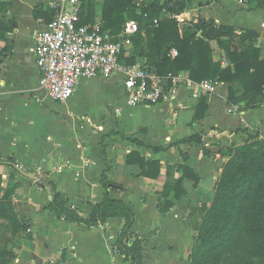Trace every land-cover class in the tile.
<instances>
[{"label": "crops", "instance_id": "0c3cea01", "mask_svg": "<svg viewBox=\"0 0 264 264\" xmlns=\"http://www.w3.org/2000/svg\"><path fill=\"white\" fill-rule=\"evenodd\" d=\"M49 2L0 0V22L9 28L0 39V157H14L17 168L39 176L33 179L19 169L0 167L3 186L17 184L14 204L32 222L33 238H17L10 264H127L123 255L112 252L125 219L108 218L93 227L59 219L48 208L52 192L44 178L54 181L83 215L106 194L131 205L132 232L144 239L143 264L186 263L200 222L198 208L212 198L229 150L249 134L264 138V102L248 108L231 104L230 85L221 82L209 95L205 117L194 120L198 100L187 90L173 105L131 107L119 75L82 79L70 100L55 101L40 87L34 52L37 32L53 18ZM103 2L96 0L95 21L102 19ZM176 17L182 23L202 17L255 30L264 57V8L256 1L191 0ZM235 106L239 110L230 113ZM92 109H99L98 116L88 111ZM195 134L204 141L178 143ZM160 147L164 149L155 151ZM133 151L161 162L160 175H141L139 165L127 161ZM55 164L62 168L55 169ZM185 164L198 173L199 181L185 178L182 195L172 190L164 196L166 184L179 181ZM104 177L110 186H104ZM164 201L173 202L165 214L160 210Z\"/></svg>", "mask_w": 264, "mask_h": 264}, {"label": "trees", "instance_id": "16d2710c", "mask_svg": "<svg viewBox=\"0 0 264 264\" xmlns=\"http://www.w3.org/2000/svg\"><path fill=\"white\" fill-rule=\"evenodd\" d=\"M256 1L264 8V0ZM96 0H83L81 23L95 22ZM191 0H104L102 7L103 28L119 34L126 21L135 19L139 31L133 35V47L126 56L129 63L138 58L146 60L160 75L187 72L190 77L203 80H219L229 84L228 102L256 107L264 102V57L258 45L259 34L252 29L217 23L214 19L198 18L187 26H181L176 15L186 11ZM85 8L87 13L85 14ZM3 9L0 3V11ZM9 28L0 22V39ZM235 43L237 46H235ZM226 52L228 64L214 56L215 48ZM176 48L174 58L168 52ZM209 95H202L194 120L203 119L209 109ZM232 135V134H229ZM204 141L201 134L184 138L178 143ZM164 148H155L160 151ZM128 163L138 164L141 175L155 178L160 175L161 162L146 159L138 152L128 155ZM17 168L14 157H0V167ZM182 177L176 184H166L163 195L175 190L178 197L185 192V178L199 181L198 173L189 165H181ZM214 194L209 202L198 208L200 222L196 225L195 244L190 249L186 264H264V138L259 133L249 134L243 143L229 150V158L219 169ZM0 174V218L11 224L14 233L33 238L32 222L17 210L13 197L15 189H3ZM52 192L50 208L59 219L84 223L89 227L104 224L108 218L122 217L125 224L112 246V252L125 257L127 264H143L144 239L132 232L135 212L131 205L107 194L101 203L93 204L92 211L83 215L70 204L68 195L57 189L49 178H44ZM105 187L111 185L103 178ZM165 214L173 205L171 201L160 204ZM15 245L0 249V264H10L15 257Z\"/></svg>", "mask_w": 264, "mask_h": 264}, {"label": "built area", "instance_id": "2783aa9c", "mask_svg": "<svg viewBox=\"0 0 264 264\" xmlns=\"http://www.w3.org/2000/svg\"><path fill=\"white\" fill-rule=\"evenodd\" d=\"M83 0H50L53 18L36 34L35 56L40 71V87L58 102L70 100L82 79L119 75L127 104L131 107L160 103L173 105L182 90L199 100L217 91L219 80L197 82L184 71L160 75L146 60L129 63L132 37L139 31L135 19L126 21L119 34L104 29L101 21L81 23ZM172 48L169 57H176ZM238 106L229 109L237 112ZM55 169L62 167L55 164Z\"/></svg>", "mask_w": 264, "mask_h": 264}, {"label": "rangeland", "instance_id": "374dc122", "mask_svg": "<svg viewBox=\"0 0 264 264\" xmlns=\"http://www.w3.org/2000/svg\"><path fill=\"white\" fill-rule=\"evenodd\" d=\"M175 18L178 20V22L181 24V26H187L190 23V22H183L182 23L178 17L175 16ZM235 46H237L236 43H235ZM214 56L217 60H221L223 64H225V63L227 64V62H229L224 51L217 48V47L215 48ZM114 94H115L114 96L119 98V94L117 95L116 92H114ZM97 110H99V109H92V110H88V111H90V113H93L95 116L96 115L98 116ZM3 182H4V180L2 178L1 184ZM2 187L4 190L8 188L6 185L4 187L3 184H2ZM21 235L22 234L18 235L17 233H14V230H13V228H12V226L8 220H6L4 218H0V249L11 248V246H13V245L16 246V244H18L17 238L20 237ZM186 263L182 262L179 264H186Z\"/></svg>", "mask_w": 264, "mask_h": 264}, {"label": "water", "instance_id": "95a60500", "mask_svg": "<svg viewBox=\"0 0 264 264\" xmlns=\"http://www.w3.org/2000/svg\"><path fill=\"white\" fill-rule=\"evenodd\" d=\"M19 169V171L22 173V174H24V175H26V176H28V177H30V178H33V179H38V174L36 173V172H28V171H25V170H23V169H21V168H18Z\"/></svg>", "mask_w": 264, "mask_h": 264}]
</instances>
